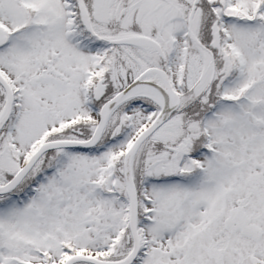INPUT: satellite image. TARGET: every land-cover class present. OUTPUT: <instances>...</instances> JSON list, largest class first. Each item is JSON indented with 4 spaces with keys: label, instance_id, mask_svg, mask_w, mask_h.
Segmentation results:
<instances>
[{
    "label": "snow or ice",
    "instance_id": "snow-or-ice-1",
    "mask_svg": "<svg viewBox=\"0 0 264 264\" xmlns=\"http://www.w3.org/2000/svg\"><path fill=\"white\" fill-rule=\"evenodd\" d=\"M0 264H264V0H0Z\"/></svg>",
    "mask_w": 264,
    "mask_h": 264
}]
</instances>
